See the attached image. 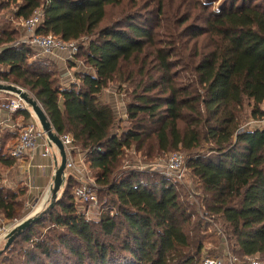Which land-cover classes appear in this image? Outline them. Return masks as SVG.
Here are the masks:
<instances>
[{"label":"trees","instance_id":"obj_1","mask_svg":"<svg viewBox=\"0 0 264 264\" xmlns=\"http://www.w3.org/2000/svg\"><path fill=\"white\" fill-rule=\"evenodd\" d=\"M38 10V34L78 43L74 81L32 60L13 27H0L1 76L72 136L101 210L80 212L69 175L0 264H201L207 240V258L221 253L219 230L240 264L264 263V0H0L19 27ZM113 83L124 128L105 95ZM10 138L18 132L0 138L2 168L16 166ZM170 151L185 154L193 197L156 171L125 170L132 153L151 163ZM24 196L1 188L0 215L20 219Z\"/></svg>","mask_w":264,"mask_h":264},{"label":"built area","instance_id":"obj_2","mask_svg":"<svg viewBox=\"0 0 264 264\" xmlns=\"http://www.w3.org/2000/svg\"><path fill=\"white\" fill-rule=\"evenodd\" d=\"M43 12L41 10L36 11L33 16L21 23V27L25 31V43L31 45L33 48L37 49L42 55L53 56L55 54H65L69 60H74L78 54L80 47L77 42H66L60 40L53 35H40L37 33L39 26L42 23ZM0 67V85H8L6 80L1 76ZM6 93V92H4ZM9 98L1 101V108L7 112V114L12 118L20 111H26L29 114L30 122L23 126L12 125L9 126L13 132H18V138L13 146L10 147V156L16 161H24L28 156H30L34 151L41 149L43 157L52 158L54 157L53 148L55 146L52 144L51 140L48 138L46 132L42 129L36 115L30 110L28 104L17 94L6 93ZM41 106V105H40ZM0 138H2V133L0 132ZM62 144L65 147V152L67 156L65 177L69 175H74L79 181V187L75 191V197L79 204H82L81 213L87 217L91 218L100 213V201L98 197L99 187L96 181L86 177L84 171L81 169L76 155V148L73 144V138L70 135L59 136ZM86 168L85 166H82ZM151 167L154 169L146 170L145 167L135 168L139 171H156L162 175H165L174 181L185 186V180L187 175V161L186 158L180 152H172L167 161L165 162L164 168L160 170V165L152 164ZM86 170V169H85ZM194 196V191L187 190ZM193 193V194H192ZM45 199V198H44ZM11 228H0V240L6 238L11 232ZM222 251L216 258H206L201 264H240L238 259L231 254L229 245L226 237L222 234ZM250 264H264L259 260H252Z\"/></svg>","mask_w":264,"mask_h":264},{"label":"rangeland","instance_id":"obj_3","mask_svg":"<svg viewBox=\"0 0 264 264\" xmlns=\"http://www.w3.org/2000/svg\"><path fill=\"white\" fill-rule=\"evenodd\" d=\"M116 13H117V10L112 12V14H115V15H116ZM4 15H5V13L0 15V27L5 28V29L6 28H12V27L17 28L19 31V36H18V41H17L16 45H24V44L29 45V44H26L24 42L26 39L24 29L22 27H19L17 21L12 22V19H11L9 14H7L6 16H4ZM84 41H86V39ZM31 49H32L31 50L32 60H38L39 59V60H43V61L47 62V64H50V65L52 64V66H54V70L61 73V75L63 73H65L66 76L68 75L69 81H74V73L76 70L72 71V68L70 67V63H69L70 61H69V58L67 56H64V55H61L60 53H58V54H55V55L50 57V56L42 55L37 49H33L32 47H31ZM80 67H81L79 69L80 71L81 70L85 71V68L81 64H80ZM8 85H14V84L8 83ZM14 86H16V85H14ZM16 87L23 90L25 93H27L30 96V98H33L32 95L27 90H24L19 86H16ZM105 95H106V98L111 103L113 109L116 112L117 127L121 126V128H124L126 123L121 124V120L125 121V115H124L125 104H124V97L122 94H120L118 86L115 83L111 84L109 89H107V91L105 92ZM30 110L32 111L31 108H30ZM5 135L2 133V137ZM11 141H12V138L9 139L8 143H10ZM14 142L15 141H12V144ZM52 150H53V152L56 153L55 148H53ZM172 152H174V151H170L165 156H162L161 158H159L157 161H151V163L144 162V160L140 156L132 153L131 156H132L133 160H132V162H127V164L125 166L126 167L125 170H130V169H135V168H140V167H145L146 170H148V169L152 170V169H154V167H151V165L152 164H158L161 166L159 171H162L163 170L162 168H164L165 162L167 161L169 155ZM182 155L184 157H186L184 153H182ZM75 158L77 159L79 165L81 164L80 167L84 171V173H82V174H85L86 177L89 179H93V177L88 173L87 168L82 167V166H85V164L83 162L84 161V155L81 152L76 151ZM25 164L26 163L24 160V161H20V162L16 161V166L14 168H11V169L0 167V174H1L0 190H1V188H5L9 192H15L18 194H24L25 195L24 197H22V199L24 201L23 206L21 207V210L23 212L22 217L18 220H14V221L10 222V221L5 220L2 217V215H0V228H11L13 230L15 227H17L19 224L24 222L29 217L39 216V215L45 213V211L48 210V208L50 207V204L52 202V188L54 185V183H53L54 176H52V180H50V182L47 183L43 188L39 187L37 191L30 193V190L33 187L31 186L30 181L28 180L29 177H28V172L26 171V168H25ZM54 174H55V172H54ZM185 186L186 187H184V188L186 190L196 191L194 179L192 178L191 174L188 172V169H187V175H186V180H185ZM60 194H61V191L59 192L58 197L60 196ZM193 200L196 202V199H193ZM95 217H97V215H95ZM38 230H40L42 233L46 232V228L42 227V226L39 227ZM220 236L222 237V235H220ZM209 242H214V240L212 238L207 240V242H206L207 252H205V254H202V256L200 258V262L203 261V259L207 258V253L209 254L210 251L216 252V250L213 249V246L211 244H208ZM7 243H8V240L6 238H3L0 240V257L3 256L6 252H8V250L6 249ZM219 254H220V252L218 253L217 256H219ZM209 256H212V255H209ZM214 258H216L215 255H214ZM0 262H1V260H0Z\"/></svg>","mask_w":264,"mask_h":264},{"label":"water","instance_id":"obj_4","mask_svg":"<svg viewBox=\"0 0 264 264\" xmlns=\"http://www.w3.org/2000/svg\"><path fill=\"white\" fill-rule=\"evenodd\" d=\"M0 92L17 94L28 104V106L32 109L33 113L36 115L42 129L44 130V132H46L48 138L51 140L52 144L56 147L60 154V161L56 160V171L54 174V185L52 188V202L50 204V207L48 208L49 210L50 208H53L55 206V202L58 198L59 192L63 188L66 181L65 171L67 156L65 152V147L62 144L58 134H56V132L54 131V128L52 127V124L49 121L45 111L35 99L30 98L27 93H25L23 90L17 88L14 85H0ZM47 211H45V213ZM41 217L42 214L39 216L29 217L24 222L15 227L6 237V239L8 240L6 249H8L12 245L16 236L24 233L29 227L36 224Z\"/></svg>","mask_w":264,"mask_h":264},{"label":"crops","instance_id":"obj_5","mask_svg":"<svg viewBox=\"0 0 264 264\" xmlns=\"http://www.w3.org/2000/svg\"><path fill=\"white\" fill-rule=\"evenodd\" d=\"M66 56L65 54H61ZM80 67V66H79ZM76 69H72V71H75ZM77 71V70H76ZM68 74V73H67ZM63 80L66 85L70 84L68 75L66 76L65 73H63ZM9 98V95L0 92V104L1 101L4 99ZM31 120H26L22 116L15 115L14 117H10L5 110L1 108L0 105V132L5 134H13L16 132H13L12 129L9 128V126L17 125V126H23L29 123ZM263 125L262 123H256V125ZM55 152H53L54 157L52 158H46L42 155V150L38 149L34 151L30 156H28L25 159V168L28 172V177L31 186L33 187L30 190V193L37 191L39 187H44L47 183L52 180V176H54V172L56 170V160L60 161V154L58 150L55 147ZM59 158V159H58ZM34 183V184H33ZM47 194V193H46Z\"/></svg>","mask_w":264,"mask_h":264}]
</instances>
